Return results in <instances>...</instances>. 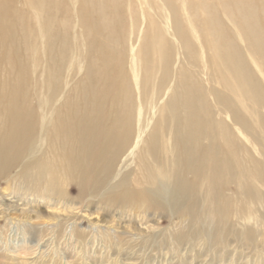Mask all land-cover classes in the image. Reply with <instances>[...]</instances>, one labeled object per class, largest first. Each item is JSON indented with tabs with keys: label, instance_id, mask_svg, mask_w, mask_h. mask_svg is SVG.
Masks as SVG:
<instances>
[{
	"label": "bare ground",
	"instance_id": "bare-ground-1",
	"mask_svg": "<svg viewBox=\"0 0 264 264\" xmlns=\"http://www.w3.org/2000/svg\"><path fill=\"white\" fill-rule=\"evenodd\" d=\"M155 2L0 0V182L58 203L75 184L81 200L180 224L142 241L179 242L198 221L210 239L230 244L236 224L253 238L264 225V0Z\"/></svg>",
	"mask_w": 264,
	"mask_h": 264
},
{
	"label": "rangeland",
	"instance_id": "rangeland-1",
	"mask_svg": "<svg viewBox=\"0 0 264 264\" xmlns=\"http://www.w3.org/2000/svg\"><path fill=\"white\" fill-rule=\"evenodd\" d=\"M158 5L156 0L154 9ZM142 7L144 9L145 4ZM152 15L154 17L156 12ZM4 77L0 62V84ZM225 120L230 121V118L225 116ZM10 182V185L0 182V264H264V222L254 225L255 229L263 226L253 238L242 234L236 224L237 233H230L226 238V241L232 240L230 244L203 235L201 232L207 226L199 221L179 242L142 241L136 238L137 233L161 232L168 228L179 233L180 224L165 214L141 212L136 204L121 208L109 205L105 199L81 200L75 184L69 186V198L58 203L41 201L35 195H20L12 190L18 182ZM256 186L263 189L258 183ZM1 188L12 189L6 195ZM56 219L65 223L63 230H55ZM73 222L88 234L85 240L75 234L71 227ZM105 230H109L115 240H122L121 244H111L112 241L104 237ZM16 257L25 260L22 263L23 260Z\"/></svg>",
	"mask_w": 264,
	"mask_h": 264
}]
</instances>
